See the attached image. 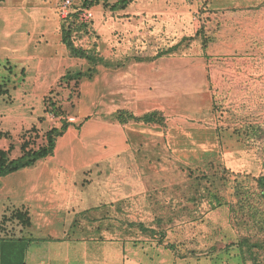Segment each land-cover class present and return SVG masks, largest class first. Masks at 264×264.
Here are the masks:
<instances>
[{
  "label": "rangeland",
  "instance_id": "rangeland-1",
  "mask_svg": "<svg viewBox=\"0 0 264 264\" xmlns=\"http://www.w3.org/2000/svg\"><path fill=\"white\" fill-rule=\"evenodd\" d=\"M9 2L0 15H20L23 30L33 26L28 13L40 11L23 9L22 0ZM30 2L47 7L42 22L49 29L60 18L64 22L56 0ZM236 5L159 0L137 36L94 27L77 40L100 60L94 65L85 58L80 70L87 75L58 117L62 123L79 117V126L96 119L111 124V143L103 144L106 136L99 135L89 177L95 175L93 187L110 183L116 190L109 214L125 215L120 230L128 236L157 243L159 264H243L236 244L244 238L263 244L255 249L264 262V196L258 184L264 176V85L233 83L232 69L221 73L217 64L231 65L234 56L218 54L214 41L216 8ZM80 7L78 2L73 13ZM104 10L120 21L118 11ZM3 22L0 17V35ZM121 110L136 116L160 110L166 124H122L115 118ZM42 144L35 135L31 145ZM108 154V160H97Z\"/></svg>",
  "mask_w": 264,
  "mask_h": 264
},
{
  "label": "crops",
  "instance_id": "crops-1",
  "mask_svg": "<svg viewBox=\"0 0 264 264\" xmlns=\"http://www.w3.org/2000/svg\"><path fill=\"white\" fill-rule=\"evenodd\" d=\"M230 2L237 5L216 8L219 26L214 41L218 54L233 55L234 59L231 65L221 60L217 67L221 73L235 71L233 83L264 85V0ZM1 3L0 11L10 8L9 0ZM22 3L23 9L40 11L28 13L34 21L29 29H21L24 19L20 15H0L4 21L0 83L9 89L0 96V149L12 147V158L21 156L22 145L35 139V135H40L44 144L45 133L62 125L60 117L52 116L47 109L46 97L68 71H78L87 62L72 55L63 42L61 18L57 28L49 29L43 24L47 20L45 5H31L30 0ZM156 3L159 0H133L118 11L117 22L102 5L94 6L95 28L103 33L118 29L125 38L137 36ZM260 58V64L250 62ZM79 119L70 117L73 124L58 138L52 155L0 178V264H16L26 243L25 264H159L157 243L128 236L120 230L125 227V215L109 214L115 208L111 203L116 190L110 183L93 187L95 175L89 177L88 170L96 162L99 135L106 136L103 144L111 143V124L96 119L79 126ZM109 156L97 160H108ZM118 194L127 193L119 190ZM18 209L28 212L30 225L24 226L12 217ZM86 227L93 231L87 234ZM21 238V243H15Z\"/></svg>",
  "mask_w": 264,
  "mask_h": 264
},
{
  "label": "trees",
  "instance_id": "trees-1",
  "mask_svg": "<svg viewBox=\"0 0 264 264\" xmlns=\"http://www.w3.org/2000/svg\"><path fill=\"white\" fill-rule=\"evenodd\" d=\"M132 1L133 0H79V3L81 4V8H93L97 5H103L105 9L120 11L126 9ZM73 12L74 11H72L70 16L67 19H64V22L61 24L63 42L66 44L72 55L86 58L91 64L95 65L100 59L88 48L78 45L77 43L79 38L95 31V23L93 20L90 23L83 22L81 20L80 9L76 10L75 13ZM91 72V69L88 68V74ZM85 75L87 74L82 70L68 71L61 78L57 87L52 89L50 94L46 97L47 109L56 116H64L66 114V103L78 93L79 85ZM8 92L9 89L6 87V84L0 83V96L5 95ZM115 118L122 124H126L130 121L145 124H166L165 116L160 110L149 111L139 116L121 110L116 112ZM72 124V122L64 120L60 127H54L47 131L44 135L46 139L45 143L38 147H31V141H26L22 145V155L17 158L11 157L12 147L9 150L0 149V178L23 168L34 166L40 159L52 155L55 151L58 138L63 136ZM255 127H261V125ZM258 184L264 196V176L259 177ZM12 217L20 220L24 226L31 224V219L27 211L19 209L15 210ZM2 220H6V216ZM22 240L23 238L15 243H21ZM27 244L28 243L23 246V255L20 260L17 261L16 259V264H25L24 252H26ZM236 245L241 250L243 264H247L249 261L248 258L252 259V264H264V262L258 259L257 251L255 249L262 248V243H253L248 238H244ZM171 247L173 248V245H171Z\"/></svg>",
  "mask_w": 264,
  "mask_h": 264
},
{
  "label": "built area",
  "instance_id": "built-area-1",
  "mask_svg": "<svg viewBox=\"0 0 264 264\" xmlns=\"http://www.w3.org/2000/svg\"><path fill=\"white\" fill-rule=\"evenodd\" d=\"M78 2L79 0H60L56 6L60 16L63 19H67ZM79 9L81 11V20L83 22L90 23L94 19L95 16L93 8L80 7ZM52 116H55V114L52 113Z\"/></svg>",
  "mask_w": 264,
  "mask_h": 264
}]
</instances>
